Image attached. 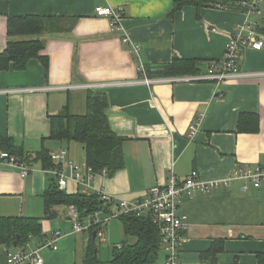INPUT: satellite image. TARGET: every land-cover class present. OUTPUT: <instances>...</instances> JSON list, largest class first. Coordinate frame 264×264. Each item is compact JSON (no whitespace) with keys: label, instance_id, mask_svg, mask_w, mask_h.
<instances>
[{"label":"crops","instance_id":"1","mask_svg":"<svg viewBox=\"0 0 264 264\" xmlns=\"http://www.w3.org/2000/svg\"><path fill=\"white\" fill-rule=\"evenodd\" d=\"M99 7L123 8L121 29L111 31L110 20L96 15L95 9ZM172 8L173 0H0V53L7 47L9 16L54 17L62 20L65 27H72L68 33L31 38L46 41L42 55L49 59L48 76L37 59L29 61L24 71L0 72V91L46 89L0 93V137L11 138L16 147L31 156L28 165L31 172L25 178L15 164L0 162V217L45 216L44 194L53 184L57 185V180L44 172L50 168H44L40 160H32L44 148L50 156L66 151L68 161L86 163L81 144L49 140V116L57 114L67 102L71 111L75 107L84 114L87 91L107 95L109 125L114 133L126 139L124 166L112 176L107 170L106 174L103 170L95 172L91 182L94 190L90 192L70 182L62 190L67 195L101 191L136 203L152 188L164 186L171 172L179 181L193 172L203 181H216L240 170H264V75L218 84L212 81L131 84L144 77L161 78L147 74L146 70L158 73L174 59L201 61V72L195 75H205L211 63L223 58L226 44L237 27L251 20L260 25L264 17L249 20L241 12L205 8L198 13L195 8L186 7L171 18L168 14ZM124 37L130 43L124 44ZM133 45L140 47L139 53L134 52ZM140 67L145 73L140 74ZM241 70L264 73V48L246 50ZM88 85L100 88H81ZM68 86L80 88L64 89ZM242 115L259 118L256 132L239 131ZM193 123L197 129L191 134L189 127ZM54 211L55 219L43 221L44 234L60 230L64 236L56 252L42 251L44 264H83L89 231L73 232L68 206H57ZM180 214L187 217V223L174 264H209L204 257L216 241L223 243V250L216 255L215 264L261 263L264 183L255 187L249 180H237L227 189L197 194L183 201ZM79 220L86 227L91 219L81 220L79 216ZM102 231L103 238L96 235L94 241L110 245L106 262L114 259V250L123 243L137 242L135 237L126 236L120 217L103 225ZM30 238L33 240V236ZM15 242L13 247L0 244V264H7L9 254L27 244L36 247L33 241L23 247H18V239ZM161 250L153 264H168V254Z\"/></svg>","mask_w":264,"mask_h":264},{"label":"trees","instance_id":"2","mask_svg":"<svg viewBox=\"0 0 264 264\" xmlns=\"http://www.w3.org/2000/svg\"><path fill=\"white\" fill-rule=\"evenodd\" d=\"M243 0H173V8L169 17L181 12L186 7H193L198 13L205 8H218L234 12L245 11L242 7ZM60 22V24L58 23ZM72 26V24H71ZM72 27H65L62 20L54 17L40 16H9L7 25V47L0 53V72L15 70L24 71L32 59L39 60L45 68L48 76L49 59L42 55L46 48V41L31 39L46 33H68ZM258 32L264 34V19L258 26ZM21 38V39H16ZM201 61L178 60L161 67L160 72L152 69L146 70L147 74L157 77H176L182 75H195L201 72ZM155 72V73H153ZM86 112L73 114L69 102L55 115L49 116L50 136L49 140L76 142L83 146L85 162L99 173L106 169L109 176L114 175L124 166L123 144L125 138L114 133L109 125L107 110L109 101L103 92H86ZM246 123L244 127L243 124ZM259 126V118L255 115H242L239 121V131L256 132ZM246 128V129H244ZM0 153H7L9 159L16 162L30 164L31 156L23 152V148L16 147L9 137H0ZM32 160L41 161L44 168L53 167L50 153L45 148L35 155ZM45 216L40 219L13 217H0V244L13 247L18 239V247L33 241L36 246L44 243L46 234L43 231V221L53 220L57 213L53 208L57 206L74 205L78 210L81 220L102 209L104 203L96 194L67 195L56 184L44 194ZM125 226L126 236L135 237V244L123 243L121 248L114 250V259L102 262L98 258L96 241L93 240L95 228L89 229V243L84 255L83 264H153L159 257L162 240L159 230L149 217H137L136 215H123L120 217ZM33 236V240H31ZM223 243L216 241L205 255V263L215 264L216 255L222 252ZM209 258L210 261L207 259ZM260 264H264V257L259 255Z\"/></svg>","mask_w":264,"mask_h":264},{"label":"built area","instance_id":"3","mask_svg":"<svg viewBox=\"0 0 264 264\" xmlns=\"http://www.w3.org/2000/svg\"><path fill=\"white\" fill-rule=\"evenodd\" d=\"M264 0H243L242 7L245 8L243 12L249 20L252 17L262 15L261 5ZM98 17L108 18L110 20L111 31L121 29V20L123 18V8L99 7L95 9ZM259 23L257 21H249L246 25H241L235 29L230 36L224 56L221 60L211 63L205 75H195L177 78H155L144 77L142 81H137L131 84H144L151 86L157 83H175L181 81L199 82L212 81L216 84L222 83L229 79H243L254 75H264V73L250 74L241 70V58L246 50L261 51L264 48V34L258 32ZM123 43H130L128 37H124ZM135 53H139L140 47L133 45ZM140 74L145 73L144 68H138ZM100 88V86H81V88ZM80 87H64V89H73ZM46 91L42 88H23L2 90L0 93L4 94H20ZM190 133L196 132L197 124L193 123L190 127ZM53 167L45 169L46 175H51L57 180V186L64 190L70 182L78 186H83L86 192H90L94 188L91 185L95 177V172L86 163L76 164L67 160V152L61 151L53 153L50 156ZM7 161L15 164L21 170L23 178L27 177L31 170L28 164L18 163L14 159H9L7 153H0V162ZM106 174V169L102 171ZM237 180H249L255 187H260L264 183V170H240L235 172L232 176L216 181H203L199 178L197 172H193L184 181H179L175 174L171 172L167 178V183L162 187H154L147 196L140 202L130 203L124 200L116 199L101 191L95 194L104 203L103 208L96 211L90 217L88 226L84 227L79 220V214L74 205L68 206V215L73 223V232L82 233L86 230L95 228V233L98 238H103L102 226L113 219L119 218L123 215H136L137 217H149L153 224L159 230L162 240V248L168 254L167 263L174 264L179 257V250L182 245V231L184 230L187 217L180 214V207L184 200L194 197L197 194H207L211 191L227 189L231 182ZM92 195V194H87ZM115 209V212L112 209ZM103 216V218H101ZM64 234L59 231H54L46 236L44 243L35 248H30L29 244L20 248L15 253L9 254L7 264H44L42 251L45 249L56 252L58 250V242ZM121 246H119V249Z\"/></svg>","mask_w":264,"mask_h":264},{"label":"rangeland","instance_id":"4","mask_svg":"<svg viewBox=\"0 0 264 264\" xmlns=\"http://www.w3.org/2000/svg\"><path fill=\"white\" fill-rule=\"evenodd\" d=\"M263 5V6H262ZM261 6V10L263 12V16L264 17V3L262 4ZM261 16H258L257 18H260L261 19ZM72 112L73 113H82V111H80L79 109L77 110L75 107H73L72 109ZM105 238H107V235H105ZM107 240V239H106ZM96 247L99 251V258L102 262H106V260L108 259V247H110V245L108 244V242H99V240L96 242ZM162 251V250H161Z\"/></svg>","mask_w":264,"mask_h":264},{"label":"water","instance_id":"5","mask_svg":"<svg viewBox=\"0 0 264 264\" xmlns=\"http://www.w3.org/2000/svg\"><path fill=\"white\" fill-rule=\"evenodd\" d=\"M96 239V233H93V240H95ZM17 245V242H15L14 243V246H16Z\"/></svg>","mask_w":264,"mask_h":264}]
</instances>
